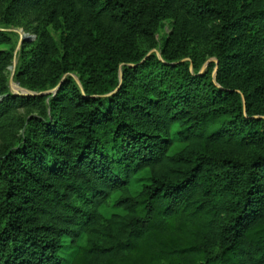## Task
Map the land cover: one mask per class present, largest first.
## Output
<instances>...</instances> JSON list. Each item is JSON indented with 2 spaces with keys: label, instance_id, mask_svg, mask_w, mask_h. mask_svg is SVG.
<instances>
[{
  "label": "trees",
  "instance_id": "obj_1",
  "mask_svg": "<svg viewBox=\"0 0 264 264\" xmlns=\"http://www.w3.org/2000/svg\"><path fill=\"white\" fill-rule=\"evenodd\" d=\"M0 264H264V0H0Z\"/></svg>",
  "mask_w": 264,
  "mask_h": 264
},
{
  "label": "rangeland",
  "instance_id": "obj_2",
  "mask_svg": "<svg viewBox=\"0 0 264 264\" xmlns=\"http://www.w3.org/2000/svg\"><path fill=\"white\" fill-rule=\"evenodd\" d=\"M7 31L14 32V33H16L18 35V38H17L18 44H17L15 55L20 50V44H22V42L24 40H33V39H35V36L31 35L30 33L25 32L22 28H11V29H7ZM169 31H170V24L168 22H166L164 29L161 31V36L169 33ZM16 63H17V59L14 60L13 65L9 68L10 90L13 93L21 92V87L14 81V71H15ZM139 177L140 178H145L146 175L142 174ZM139 179L134 180L132 182V189L135 192H138L139 188H140L141 182H139ZM103 213H104V215L109 216L112 213H121V211L120 210H115L113 208H105L103 210Z\"/></svg>",
  "mask_w": 264,
  "mask_h": 264
},
{
  "label": "water",
  "instance_id": "obj_3",
  "mask_svg": "<svg viewBox=\"0 0 264 264\" xmlns=\"http://www.w3.org/2000/svg\"><path fill=\"white\" fill-rule=\"evenodd\" d=\"M19 85V84H18ZM56 90V89H55ZM55 90H52V91H49V92H46V93H41L40 95H46V94H50V93H52V92H54ZM18 94V93H17ZM19 94H21V95H35V94H33V93H31V92H29V91H27V90H25V89H22L21 88V92H19Z\"/></svg>",
  "mask_w": 264,
  "mask_h": 264
}]
</instances>
